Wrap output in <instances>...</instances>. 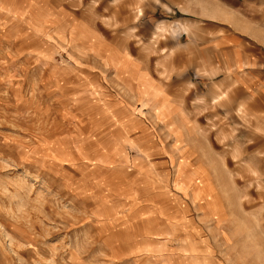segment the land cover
I'll return each mask as SVG.
<instances>
[{"label":"rangeland","instance_id":"1","mask_svg":"<svg viewBox=\"0 0 264 264\" xmlns=\"http://www.w3.org/2000/svg\"><path fill=\"white\" fill-rule=\"evenodd\" d=\"M202 25L264 50V0H0V264H264V84Z\"/></svg>","mask_w":264,"mask_h":264},{"label":"crops","instance_id":"2","mask_svg":"<svg viewBox=\"0 0 264 264\" xmlns=\"http://www.w3.org/2000/svg\"><path fill=\"white\" fill-rule=\"evenodd\" d=\"M202 26L205 27L204 29L213 30V34L206 40L209 41V45L202 50V55L196 58L195 62L197 66L199 65L200 69L212 70L221 68L230 70L231 72L235 71L233 79L236 81L237 85L241 87H255L257 84L255 82L256 79L261 80V83L264 84V78L261 76L264 72V50L258 42L255 40L247 41L235 32H226L229 34H222V30L220 29L217 30V28H209L205 25ZM184 34L185 32L183 30L179 32V44L185 42L182 41ZM200 36L206 38V36ZM189 41L190 40H188L187 43H189ZM227 52L231 53L233 57L220 60L218 55L221 54L222 56L223 53L228 54Z\"/></svg>","mask_w":264,"mask_h":264}]
</instances>
